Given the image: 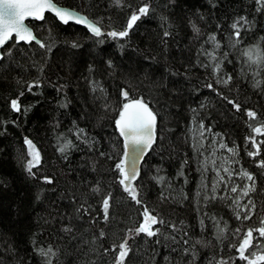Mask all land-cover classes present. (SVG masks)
<instances>
[{"label":"snow or ice","instance_id":"obj_1","mask_svg":"<svg viewBox=\"0 0 264 264\" xmlns=\"http://www.w3.org/2000/svg\"><path fill=\"white\" fill-rule=\"evenodd\" d=\"M104 2L107 15L89 10L96 3L0 0V82L8 92L0 135L22 126L40 103L23 99L43 97L46 86L63 94L56 103L68 108V84L52 80L50 63L54 49H66L81 69L83 102L76 119L50 121L56 160L67 167L82 151L81 169L100 177L60 193L71 212L39 217L35 232L26 226L19 235L0 234V264H61L66 243L83 264H130L141 254L143 264H161L157 245L169 249L163 264H264V0H205L199 7H188L190 0ZM146 19L156 30L137 43L133 36ZM72 23L84 36L61 44L57 29ZM109 38L119 55L100 47ZM83 40L96 51L85 53ZM130 50L139 62L125 70L119 61ZM245 90L256 99L245 100ZM193 94L201 99L186 100ZM228 121L243 128L239 140ZM21 144L16 163L30 203L51 205L59 172L45 168L31 133ZM152 153L160 157L156 164L146 160ZM174 205L191 207V222L173 213Z\"/></svg>","mask_w":264,"mask_h":264},{"label":"trees","instance_id":"obj_2","mask_svg":"<svg viewBox=\"0 0 264 264\" xmlns=\"http://www.w3.org/2000/svg\"><path fill=\"white\" fill-rule=\"evenodd\" d=\"M64 3L74 7L96 3L97 8L89 10L93 12L100 11L101 14L107 15L104 11V0H64ZM204 3L205 0H190L188 7H192L193 4L199 7ZM237 7H239V5H237ZM148 29H151L153 32L156 30V24L153 23L151 19L145 20L137 30L139 35L133 36V40L139 43L140 40L144 38V33ZM57 31L60 33L58 39L61 44L65 37L84 36L83 26L75 23L57 29ZM83 44L85 45V53L89 50L96 51V49L93 48L91 41L83 40ZM100 47H103L106 52L116 51L117 55H119L118 50L115 49L110 38L106 45ZM140 47L143 49L146 45L140 44ZM65 50L66 49H61V51L57 52L54 49V55L50 57V63L52 64L54 72H56V75L51 77L52 80L55 81L57 77L60 76L64 77V79L61 80V83L68 84V87L65 89L66 98L71 101L68 108H60L56 103L63 94L58 95L54 86H46L43 97H34L31 94H27L23 99L22 103L25 104L33 103L34 99H39L40 103L34 105L29 116L24 118L25 122L22 123V126L20 128L9 126L8 134L6 136L0 135V181H3V185H0V234H7L10 236L12 232H16L19 235L26 226H32V230L35 232L37 230L36 226L39 217L42 216L46 220L49 212L55 215L57 210L61 214L71 212L72 209L68 197H62L60 193L65 192V189H80L81 186L79 182L81 179L92 180L93 176H95L96 179L100 178L98 174H90V169H81L80 166L83 164L82 157L84 156V152L82 151L73 152L67 167L56 160L58 153L55 152V134L50 130V121L53 117H57L61 119L64 124H67L70 120L76 119L77 115L81 112V104L83 102L82 89L84 88V82L80 75L81 69L77 68L74 64H70L69 57L63 55ZM129 57H131V60ZM138 62L134 50H130L128 56H125L122 61H119L121 67L125 68V70H127V66ZM61 64L63 65V71L59 70ZM202 91L203 95H211V92L208 89H203ZM6 95H8V92L5 90V85L0 82V108L4 107L3 97ZM250 97L251 93L248 90H245L243 98L249 100ZM189 99L196 102L201 99V96L193 94L191 97H186V100ZM251 99L255 100L256 97H251ZM185 115L188 114L185 113ZM0 118H3L2 111H0ZM181 120H183V116L181 117ZM221 123H223V121H221ZM228 124L231 125V138L239 140L244 134L243 128L238 126V122L234 123L233 121H228ZM181 127H183L182 123ZM110 131L111 129H108V132ZM27 133H31L32 137L36 140L38 147L41 148L45 157V168L53 174L57 173V171L59 172V188L56 194L51 197V200L53 201L51 205L48 201H45L39 206H36V202L34 201L30 203L29 193L20 179V168L16 163V154L18 151L22 150V136ZM106 136L107 132H105V137ZM146 160L151 164H156L159 162L160 157L156 153H152L151 155L146 156ZM173 166L174 165L171 164L168 165L169 170H171ZM245 166H247V164ZM104 167H106V165ZM147 167L148 164H145V168ZM105 182H107V177H105ZM4 185L7 186L6 192L3 191ZM189 188H194V180L189 184ZM70 194L71 191H69V195ZM154 194L155 189H152V195ZM116 198L119 201H123L124 199L119 192H116ZM10 202H12L11 209H9ZM18 206L21 207V212L19 214L16 211ZM172 212L179 213L180 216L189 218L191 222L192 208L188 205H174ZM40 223L42 224V221H40ZM113 231H115V229H113ZM47 238L48 233L45 232L43 239ZM20 247L22 249L25 247L22 241ZM77 247H79V245ZM139 247L144 249L147 248V245L140 243ZM156 247V258L161 261V264H163V257L169 254V249L161 247L160 245H157ZM64 248L65 255L61 258V264H83L82 257L78 256L76 251L69 247L67 243L64 245ZM21 255H23V252H21ZM204 255H206V252ZM2 259L3 258L0 257V260ZM145 259H147V257L143 254H141L139 258L134 255L130 264H143V260Z\"/></svg>","mask_w":264,"mask_h":264}]
</instances>
